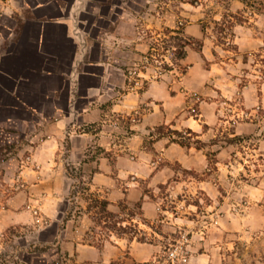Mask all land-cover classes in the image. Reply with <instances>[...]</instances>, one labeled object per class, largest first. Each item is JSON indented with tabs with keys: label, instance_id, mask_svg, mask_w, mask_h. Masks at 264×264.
Returning a JSON list of instances; mask_svg holds the SVG:
<instances>
[{
	"label": "crops",
	"instance_id": "1",
	"mask_svg": "<svg viewBox=\"0 0 264 264\" xmlns=\"http://www.w3.org/2000/svg\"><path fill=\"white\" fill-rule=\"evenodd\" d=\"M262 57L264 0H0V264H176L149 237L178 216L150 192L212 197L232 170L253 174L244 205L189 220L186 264H264ZM79 184L112 211L140 201L122 223L146 238L91 235Z\"/></svg>",
	"mask_w": 264,
	"mask_h": 264
},
{
	"label": "rangeland",
	"instance_id": "2",
	"mask_svg": "<svg viewBox=\"0 0 264 264\" xmlns=\"http://www.w3.org/2000/svg\"><path fill=\"white\" fill-rule=\"evenodd\" d=\"M180 39L184 40V38L182 37H180ZM181 40H178L176 43L178 44L176 54H181L184 49V47H182L183 42ZM166 48L167 47L165 46L164 48L159 47L155 52L157 54V57H164L162 54L166 52ZM261 60L262 62L259 63L257 67L260 69L262 80H264V57H262ZM169 67L170 65L165 59V62L163 63V70L168 69ZM183 68L184 67H182V69ZM163 132L169 133L171 135L176 132L172 135V137L177 138L180 141H184L187 143L194 141V134H192V132L187 129L177 131L165 128L163 129ZM233 138L235 147H238V149L241 148L242 150H245V147L241 146V143H239L240 139L238 137ZM216 158H214L213 166L217 168L218 166L215 163ZM234 158L238 159L239 155L232 156V159ZM253 161H255L254 158ZM248 164L253 165L252 162H248ZM232 171L233 172L225 176H223L221 173L216 172L215 179L216 182L219 183V186L218 189H216L214 196L212 197L210 195H206L205 191L199 189L184 190L182 194L178 195L179 197L174 195L170 196V192L168 193L165 189L152 190L150 192V195L157 199L160 198L159 200L162 201V206H165L171 212L170 214L168 213L164 215L170 216L172 218H174V216H178V219L176 224L167 221L154 222L152 224L153 229L159 231L164 236H162L161 238H153L151 236L149 237V239L152 241H156L157 243L159 242L161 247H163V250H165L166 252H169L171 248L175 247L177 244L182 245L187 250V256L189 260V257L192 253L190 245L193 244L195 240L190 232L185 231V229H190L191 227L189 226V224H187L189 223V220L196 218L198 215L201 217L208 215L211 222H215L218 224L220 218L223 217V215L231 216L232 214H238L240 212L241 205H244L246 193L243 185L246 180L252 181L251 178L253 174L245 175L244 173L241 174L238 172H234V170ZM184 177L187 179L189 178L188 175H184ZM197 177L201 178V175H197ZM223 181H225V185L221 183ZM226 183H229V185H227ZM79 186L81 192L83 193V196L89 198L90 200L89 205L91 209V216L94 221L92 224L91 235H98L97 233H99L101 237H104V235H106L112 230L118 234L127 233L130 237L138 236L139 238H146V235L142 233L143 229H141L138 223L134 221L122 223L124 220H131V216H136V218H140L142 216L140 209V201L132 202L129 204L124 202L121 204V209L119 211H112L110 210V208H107L106 211H103L102 208L98 205L99 203H97L98 197L94 195L93 192H88L84 190L87 185L79 184ZM146 191L148 192L147 188ZM228 197L231 198V202L228 201ZM178 198H182L184 200L183 204L180 203ZM202 198L203 200H201ZM225 201H227V203ZM162 215L163 214H161V216ZM193 223H195V221H193ZM200 224L201 222L198 225ZM202 224H204V222H202ZM260 230L262 231L264 229L261 228ZM198 240L201 239L198 238ZM234 240L236 241L235 247H239L241 244L238 241V238H235ZM218 242L220 243L221 239L217 240V243ZM164 255L171 262V259L169 258V253L168 255ZM187 262L177 261L176 264H186Z\"/></svg>",
	"mask_w": 264,
	"mask_h": 264
},
{
	"label": "built area",
	"instance_id": "3",
	"mask_svg": "<svg viewBox=\"0 0 264 264\" xmlns=\"http://www.w3.org/2000/svg\"><path fill=\"white\" fill-rule=\"evenodd\" d=\"M150 59L153 62H155V65L158 67V72L161 73L163 71V63L165 62V60L157 57V54L155 53H153L150 56ZM150 59L148 58L147 61H149ZM129 73H131L134 76L135 80H137L139 71L136 68L132 69ZM169 258L171 259L173 263H176L177 261L187 262L188 260L187 250L182 245L177 244L175 247L171 248V250L169 251Z\"/></svg>",
	"mask_w": 264,
	"mask_h": 264
},
{
	"label": "trees",
	"instance_id": "4",
	"mask_svg": "<svg viewBox=\"0 0 264 264\" xmlns=\"http://www.w3.org/2000/svg\"><path fill=\"white\" fill-rule=\"evenodd\" d=\"M186 44L184 43L183 45H182V47H184ZM190 132H192L191 130H189ZM192 134H194L193 132H192ZM183 145H186V144H188V143H186V142H184V141H180ZM4 149H5V152H8V150L10 151V150H12L13 149V146H7L6 148L4 147H2V148H0V150L3 152V153H5L4 152ZM97 203H99L98 205L102 208V210L103 211H106L107 210V208H108V204H109V202L106 200V199H104V198H98L97 199ZM136 226V225H135ZM140 239H142V240H144V238H140Z\"/></svg>",
	"mask_w": 264,
	"mask_h": 264
}]
</instances>
